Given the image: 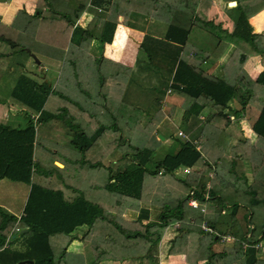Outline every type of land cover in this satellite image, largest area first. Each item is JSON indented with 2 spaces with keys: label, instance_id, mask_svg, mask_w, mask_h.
I'll use <instances>...</instances> for the list:
<instances>
[{
  "label": "trees",
  "instance_id": "trees-1",
  "mask_svg": "<svg viewBox=\"0 0 264 264\" xmlns=\"http://www.w3.org/2000/svg\"><path fill=\"white\" fill-rule=\"evenodd\" d=\"M175 1L170 0L167 7L165 0H109L106 8H101L104 0H36L32 13L20 9L9 25L0 23V102L17 104L22 108L18 118L24 121L11 128L0 124V179L29 187L18 217L0 209V264L22 260L31 261L25 264H100L122 259L120 251L139 256L141 250L155 247L173 224L176 233L169 240L168 253L184 254L186 261L264 264L257 256L264 252L260 247L264 243V68L256 79L240 83L230 80L231 76H206L182 59L174 63L175 53L163 56L165 59L154 67L172 73L166 95L174 102L169 113L177 102L186 135L177 134L173 138L178 141L177 148L156 158L151 168L146 164L160 143L153 131L164 113L159 105L149 112L130 104L126 95L133 81L126 68L116 70L114 63L115 67L109 68L108 61L93 60L86 52L91 39L111 43L117 17L126 22L132 10L158 19L170 8L163 37L183 44L193 24L192 16L197 14L195 0H189L182 11L174 10ZM261 1L237 0L233 8L237 10L232 17L237 26L232 34L234 52L241 62L248 56L264 54V37L250 33L247 21L264 8ZM148 6L152 12L144 9ZM86 10L92 14L90 21L83 28L74 25ZM243 29L247 36L240 33ZM217 44L202 45L211 59L223 48L221 45L216 50ZM138 50L144 54L141 45ZM180 51L181 47L177 53ZM30 53L61 62L53 86L24 76L9 79L10 67L1 68L3 61H16V68L21 67ZM136 59L150 62L139 54ZM231 64L230 74L236 70V62ZM10 83L12 88H8ZM246 87L251 91H243ZM152 90L164 95L157 87ZM199 95L210 96L219 118L232 100L243 107L253 105L257 113L251 128L261 143L236 139L228 146L231 135L223 124L215 141L198 137L202 106L195 99ZM240 109L234 112L239 114ZM49 120L67 129L64 147L41 138L40 129ZM39 145L41 152H36ZM224 151L229 155L221 154ZM114 155L117 160L107 166L101 164L105 157ZM247 166L250 179L245 176ZM179 167L188 168L182 179L174 174ZM87 189L92 190L91 197L82 193ZM190 190L204 207L203 212L188 205ZM145 204L158 207L159 212L151 210V214ZM125 212L132 214L131 220L122 218ZM202 222L210 232L201 229ZM81 227L78 240L84 253L71 252L68 246L76 239L72 233ZM20 230L29 235L35 232V239L23 253L8 251L6 243ZM222 236H230L232 241L222 242ZM216 243L222 247L215 251L212 245Z\"/></svg>",
  "mask_w": 264,
  "mask_h": 264
},
{
  "label": "crops",
  "instance_id": "crops-1",
  "mask_svg": "<svg viewBox=\"0 0 264 264\" xmlns=\"http://www.w3.org/2000/svg\"><path fill=\"white\" fill-rule=\"evenodd\" d=\"M0 1H2L0 3V23L4 25H9L11 23L13 16L17 10L22 9L28 14L32 13L36 2V0H22L23 3H27L26 5L22 6L24 7V9L22 7H17L14 10H12L10 9V5L9 2H7V0H0ZM108 1L109 0H104L101 8H106ZM188 1L189 0H176L174 10H181V11L184 10L187 7L186 4L188 3ZM231 1L233 2L232 5H228V2L230 1L226 2L224 0H195V2L193 3L195 6L194 13L197 14H194L192 16L193 24L191 25V28L183 44H179V42H174L177 40H166L163 37V34L167 27L166 22L167 20L169 21L170 19V17L167 16V10H169L170 8L166 9L165 12L160 13L158 19H156L154 15L153 16L141 15L132 10L127 15L126 22H121L122 21L121 16L117 17V24L113 32L111 43H102L99 40L91 39L86 48V52L93 60L103 58L104 60L108 61L107 66L109 68L115 67L114 64H116V70H119L120 67H125L126 70L132 76V81H133L132 85H128V86L134 89L135 92L137 93V94H133L131 99H133V101L137 100L138 102L139 101L148 102L149 99L146 98L147 93H155L154 98L151 100V104L154 103V100H156L155 98H157L159 95H162L155 92V90H152V87L155 88L157 87L160 89V91L164 90V95L162 96L165 99L167 98L166 96L167 86L170 83V78L172 73L167 72L164 68L162 69V67L156 69L154 65L159 63L160 59L162 60L165 59L163 58V56L169 55L168 53H171L172 56L175 53L174 57H172L175 61L174 63H176L178 59H182V61L186 63H191L192 66L197 69V71L202 72V74L206 76H210L218 79H222V78L224 79L227 76L228 77L231 76L230 80L239 81L240 83L241 82L244 83L247 80L252 81L256 79V77L261 73V71L264 68V54L248 56L242 62L240 60L239 55H235L236 54V52H234L235 45L233 43L235 36H233L232 34L237 32V26H235V22L232 17L235 14L234 12L237 11L235 9L233 11V8H236L237 0H231ZM260 2L262 1L260 0ZM31 4L33 10L31 9L32 11L29 12V9H25V7L31 6ZM164 5L170 7V0H165ZM144 9L148 10L149 12L153 11V9L149 6L144 7ZM91 17L92 14L86 10L80 14L74 25L83 28L90 21ZM247 21L251 27L250 33L260 34L264 37V8H262L253 16L248 18ZM183 25H185V22L183 23ZM119 31H121L120 32L121 37L116 39V44L115 46H113V42L115 41V35ZM240 33L247 36L248 32L245 29H243L240 30ZM215 42H218L216 50H220L221 45H223V48L219 56H217L215 59H211L209 57V52L206 49H204L202 45L208 44L211 47ZM140 45L144 49V54H141L138 50ZM179 47H181V51L177 53V49ZM138 54L141 58H148L150 62L137 60L136 58L138 57ZM33 56L36 57V54L30 53L23 61V65L21 67L16 68V66H19L15 63L16 61L15 62L3 61L1 63V68H5L6 66L10 67L11 74L9 76V79L15 80L17 76H21V77L24 76L27 79H30L31 81H34L39 84L42 81H37L34 79L33 75H35L34 73L35 67L32 66H38L37 67L38 69L41 68L43 70H45L46 68L45 66H43L42 68V63H40L37 57H36L37 59L33 60L34 58ZM35 60H37L38 62L35 63ZM55 61L61 64L60 61L58 60ZM231 62L233 63L236 62L235 65L236 70H234L235 72L231 71V74L235 73V75H231L229 71L230 70L229 67L230 65H232ZM14 66L15 69L13 68ZM59 71L60 68L58 70V73ZM163 81L166 82V86L163 83ZM124 86L125 85H123V88ZM12 87H13V83H10L8 85V88H12ZM243 91L250 92L251 90L250 88L246 87L244 88ZM201 99H203V101H201ZM157 101L159 100L157 99ZM195 101L197 104L202 106V109L198 112L199 122L197 123L198 128L196 131L198 137L202 136L211 141H215L218 135L221 134L220 126L223 124L227 134L231 135V140L228 146H233L235 144L236 139L249 140V144L253 142H255V144L261 143L260 141L257 140V135L253 132L251 128L257 113V110L253 105L246 104L243 107V106H239L236 101L232 100L228 103V108L225 107L221 111V114H219L221 116L219 118L217 117L218 115L216 114V111H214L212 108V102L210 96L199 95L195 99ZM131 103L132 105H135V103L133 102ZM176 105L178 104L176 103ZM4 107L7 112H12L13 119L17 116L19 117L20 114L19 111H21L22 109L17 104H14L10 101L9 102L6 101L4 103L0 102V109H1L0 115H3L5 113L3 112ZM138 107L143 108L145 107V105ZM239 107L242 109H240V111H238L239 114H237L234 111H237V109L239 110ZM227 117L228 120L226 119ZM210 118L213 120H209ZM181 122L183 123V125L178 129H180L185 134L184 119ZM56 123L59 122L56 120H49L47 125L56 126ZM0 124H3L2 121H0ZM59 128L64 129L62 126H59ZM157 128L158 127H156V129ZM153 135H155L156 138L159 139L158 135L160 134L153 133ZM42 136L44 137L43 134ZM196 141L195 142L198 145L199 141L198 140ZM170 148H172V145L170 146ZM155 152L156 150L154 151V153ZM165 153H163L161 156L165 155ZM221 154L226 156L229 155V153H225V151L222 152ZM180 168H184V167H179L178 169ZM245 172H246L245 176H247L248 179H250L252 175H251V171H249L248 166L246 167ZM3 179L6 178L0 179V182ZM12 182L18 183L19 181H12ZM25 185H26L25 190L23 191V187H21L22 190L18 192L16 200L13 196L8 194L9 199L5 200L7 202L5 203L0 202V209L2 212L15 217H18L22 213V207L24 205L29 188L27 184ZM144 207L150 209V213L152 211H156L158 208L156 206H149L147 204H145ZM175 233H176L175 224L173 226L169 225L165 229L162 237L160 238L156 246L153 247V255L151 257L153 263L154 264H202V261H197L196 263H194L192 262L193 261L192 259L186 261L184 254L168 253L169 240L172 239ZM217 244H219L222 247L220 243L213 244L212 249L215 251H216L215 246ZM100 264H119V263L114 262V260L112 261L105 260L104 262H100ZM120 264H130V263L126 262Z\"/></svg>",
  "mask_w": 264,
  "mask_h": 264
},
{
  "label": "rangeland",
  "instance_id": "rangeland-1",
  "mask_svg": "<svg viewBox=\"0 0 264 264\" xmlns=\"http://www.w3.org/2000/svg\"><path fill=\"white\" fill-rule=\"evenodd\" d=\"M2 1H0L1 3ZM7 2H9L10 5V9L14 10L17 7H22L24 5H26L27 3H23L22 0H7ZM21 5V6H20ZM24 9V7H22ZM25 9H29V12L33 10L32 8V4L31 6H26ZM32 9V10H31ZM27 54V53H26ZM36 57L38 58V60L40 61V63H42V68L43 66H45V70L43 69H38V66H32L35 67V75L34 79L37 81H49L50 85L53 86L55 83V79L57 77V73L58 70L60 68V63L56 62L55 59H53L52 57H48L46 55H43L41 53H35ZM35 56L34 58L37 59ZM33 58V60H34ZM36 63V60H35ZM59 67V68H58ZM44 72V74H43ZM133 94H137L135 92L134 89L129 87L128 93L126 95L127 100L129 101L130 104H132L131 102L135 103V105L137 106H142L145 105L144 108L148 109L149 112H153L154 109L159 105L160 106V110L164 113L162 119L160 120L159 124L157 125V129H155L153 131V133H158L160 134L163 138L160 139V143L158 145V147L156 148V152L154 154H152L148 160V163L146 164L147 166H150L151 168H153L152 162H154L156 160V158H158V156H161L163 153L168 154V151H174L177 146H178V141H175L173 138L177 137V132L178 130L181 131L180 129H178L179 127H182L183 123L181 121H183V117L182 115V109L176 105L174 107V110L169 113V108L172 105V103H174L173 101H171L170 99H165L162 95H159L157 97V99L159 101H157V103H152L151 104V100L154 98V94L155 93H147L146 94V98L149 99L148 102H144V101H137L131 99ZM153 94V96H152ZM158 95V94H157ZM156 95V96H157ZM162 96V97H161ZM201 101H203V99H201ZM177 103V102H176ZM175 103V104H176ZM139 108V107H138ZM1 110V109H0ZM3 112L5 113L3 115H0V121H2L3 124H6L10 127H14L17 124L18 125H22L24 123V121L21 118L15 117L13 119L12 117V112H7L5 107ZM54 122V121H53ZM59 126H62L60 123H56L55 125H46L44 128H41V133L44 135L43 141H46V143L50 144V142L54 143L57 146H62L64 147V145L62 144H67V138L65 139L64 134L67 131V129H61L59 128ZM63 127V126H62ZM176 133V135H175ZM186 135V134H185ZM172 148H170L171 145H173ZM197 144V143H196ZM54 148V147H53ZM41 145H39L38 147H36L34 150L36 152H41ZM123 150V149H122ZM157 153V154H156ZM120 156V155H119ZM117 155L114 156H107L105 157L102 161L101 164L104 166H107V164L110 161H113L114 159H116ZM130 157V154L127 156ZM117 160V159H116ZM58 162V161H56ZM60 163V162H59ZM120 162H118L117 164L119 165ZM119 167H121V165H119ZM120 169V168H119ZM182 170V171H181ZM174 174L178 177V178H184L186 176L185 172H184V168H180L177 171H174ZM92 181V180H91ZM21 185V186H19ZM23 187V191L25 190L26 185L23 183H16V182H12L6 179H3L0 182V202L5 203L7 201V199H9L8 194H10L11 196H13L16 200L17 198V194L20 190H22ZM69 191V190H67ZM82 193H84L86 196H92V190H83ZM154 212H159V208H157L156 211ZM129 213V212H128ZM124 213V215L122 216V218H124V220H131L132 219V214L131 213ZM152 213V212H151ZM156 213L154 214V216L156 215ZM174 225V224H173ZM170 225V226H173ZM176 226V225H175ZM84 227L78 228L76 229L72 235L73 237H75L76 239H74L68 246V250L71 252H75V253H84V250L82 248L81 243L79 242V237L82 235V229ZM23 231H16L15 235L12 236L13 238H10L9 241L6 243V247L9 249L8 251H17V252H25L30 243L35 239L36 237V233L33 232L32 234H23ZM222 243V242H220ZM259 246V244H257ZM245 247V246H243ZM261 247V246H260ZM221 246L219 244H217L215 246V249L218 250L220 249ZM263 248V247H261ZM118 255L124 256L122 259H117L114 262L117 263H126L129 262L130 264H154L152 261V255H153V248H150L148 251H143L141 250L140 253H138L139 256H131L129 254V252H118ZM257 256H259L260 259H264V252L261 253L260 255L257 254ZM112 261V260H110ZM104 262V261H102Z\"/></svg>",
  "mask_w": 264,
  "mask_h": 264
},
{
  "label": "built area",
  "instance_id": "built-area-1",
  "mask_svg": "<svg viewBox=\"0 0 264 264\" xmlns=\"http://www.w3.org/2000/svg\"><path fill=\"white\" fill-rule=\"evenodd\" d=\"M178 135L182 136V137H185L184 133L182 131H179L177 132ZM184 172L187 173L188 172V168H184ZM189 195H190V198H188V205H190L191 207H198L199 208V211L200 212H203L204 211V207L202 205H200L193 197V191H189ZM201 229L205 230V231H208L210 232L211 229L209 227L206 226V224L204 222L201 223ZM220 241H226V242H231L232 241V237L230 236H222L221 237V240ZM242 246H245V245H242ZM261 247H263L264 249V243L263 245H260Z\"/></svg>",
  "mask_w": 264,
  "mask_h": 264
},
{
  "label": "water",
  "instance_id": "water-1",
  "mask_svg": "<svg viewBox=\"0 0 264 264\" xmlns=\"http://www.w3.org/2000/svg\"><path fill=\"white\" fill-rule=\"evenodd\" d=\"M232 4H233L232 1L228 2V5H232ZM33 57H34V56H33ZM34 59H35V58H34ZM36 62H38V61L36 60ZM158 138H159V139L162 138L161 135H158ZM54 164L57 165L58 167H62V164L59 163V162H56V161H55ZM27 262H31V261H29V260H22V261H19L18 264H25V263H27Z\"/></svg>",
  "mask_w": 264,
  "mask_h": 264
}]
</instances>
